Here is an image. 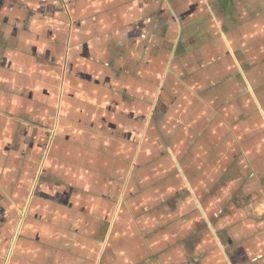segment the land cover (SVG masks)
I'll list each match as a JSON object with an SVG mask.
<instances>
[{
  "label": "crops",
  "instance_id": "0c3cea01",
  "mask_svg": "<svg viewBox=\"0 0 264 264\" xmlns=\"http://www.w3.org/2000/svg\"><path fill=\"white\" fill-rule=\"evenodd\" d=\"M0 264H264V0H0Z\"/></svg>",
  "mask_w": 264,
  "mask_h": 264
}]
</instances>
